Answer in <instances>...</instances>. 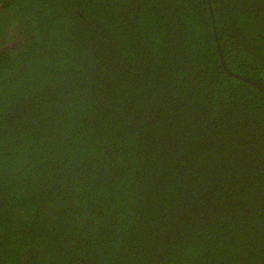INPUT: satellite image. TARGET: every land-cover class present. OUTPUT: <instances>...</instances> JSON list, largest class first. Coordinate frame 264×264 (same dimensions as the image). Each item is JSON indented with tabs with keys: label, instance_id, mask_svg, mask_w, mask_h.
Masks as SVG:
<instances>
[{
	"label": "trees",
	"instance_id": "1",
	"mask_svg": "<svg viewBox=\"0 0 264 264\" xmlns=\"http://www.w3.org/2000/svg\"><path fill=\"white\" fill-rule=\"evenodd\" d=\"M0 264H264V0H0Z\"/></svg>",
	"mask_w": 264,
	"mask_h": 264
}]
</instances>
